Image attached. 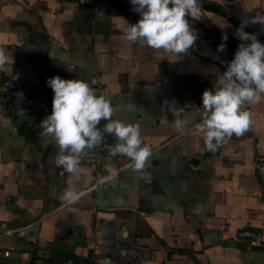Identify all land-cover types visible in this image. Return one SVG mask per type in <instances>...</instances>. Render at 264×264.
<instances>
[{
	"label": "crops",
	"instance_id": "0c3cea01",
	"mask_svg": "<svg viewBox=\"0 0 264 264\" xmlns=\"http://www.w3.org/2000/svg\"><path fill=\"white\" fill-rule=\"evenodd\" d=\"M201 8L240 26L264 13V0H206ZM140 18L130 0H0V47L14 60L0 79L30 89L22 102L0 98V228L14 237L1 238L10 256L0 264H264V249L235 239L248 231L264 241V162H256L264 94L246 106L250 129L216 151L195 129L203 92L215 91L234 59L229 41L236 51L243 42H207L210 27L189 17L197 39L187 54L154 50L126 38ZM244 29L264 43V25ZM57 75L87 81L110 100L113 120L140 125L152 150L144 168L122 154L110 171L81 158L75 175L56 165L59 148L41 123L52 111L47 81ZM180 108L183 134L173 124ZM69 188L80 193L75 204L64 199Z\"/></svg>",
	"mask_w": 264,
	"mask_h": 264
},
{
	"label": "clouds",
	"instance_id": "9594fccd",
	"mask_svg": "<svg viewBox=\"0 0 264 264\" xmlns=\"http://www.w3.org/2000/svg\"><path fill=\"white\" fill-rule=\"evenodd\" d=\"M130 2L133 11L141 17L126 33L130 42L177 55L189 52L197 34L188 18H199L200 0ZM248 23L264 25V13L258 12L250 21L241 23L236 36L250 43L239 45L222 78L218 77L215 91L209 89L202 94V120L195 129L202 134L209 151H216L226 138L243 136L250 129L253 114L246 106L259 103L264 94V44L257 39V34L244 31ZM9 61L14 62L12 53L0 47V68ZM47 85L54 96L51 114L41 123V135L55 140L59 148L55 157L58 167L75 175L85 149L114 134L120 142L110 148V154L125 155L135 162L136 169L144 168L152 150L141 139L140 125L113 120L114 109L106 95H97L87 81L78 78L62 79L57 75L49 78ZM102 120L106 123L100 127ZM187 123L183 108L177 109L173 120L176 130L183 134ZM64 199L75 204L80 193L69 188L64 192Z\"/></svg>",
	"mask_w": 264,
	"mask_h": 264
},
{
	"label": "built area",
	"instance_id": "2783aa9c",
	"mask_svg": "<svg viewBox=\"0 0 264 264\" xmlns=\"http://www.w3.org/2000/svg\"><path fill=\"white\" fill-rule=\"evenodd\" d=\"M80 3H93L96 0H78ZM206 0H200L201 6L205 3ZM204 40L211 43L218 42L220 36L227 35L223 34L220 31H217L216 29L209 28V31H206L203 33ZM229 35H227L228 37ZM229 45L231 46V54L234 56L236 49L231 44V41H229ZM30 95V89L29 87L20 79L18 78H11V79H0V98L3 97H12L13 99H17L18 101L22 102L25 101ZM119 143L118 141H110L104 137L103 141L99 144H97L93 148L85 149L84 153L81 155V160L86 162H96L101 163V167L105 171L115 170L112 158L115 156H112L110 154V148L115 147V145ZM118 155V154H117ZM257 164H261L264 162V156H258L256 157ZM192 168H196L193 166V164L190 165ZM7 237V238H14L13 233L11 230L0 228V255L2 257H9L10 256V250L6 247H4L1 244V238ZM247 239L249 238V244L251 246L264 249V241L259 240L253 233H250L248 231H240L236 234L235 239ZM35 263L41 264L42 259L38 257V259L35 260Z\"/></svg>",
	"mask_w": 264,
	"mask_h": 264
},
{
	"label": "bare ground",
	"instance_id": "6f19581e",
	"mask_svg": "<svg viewBox=\"0 0 264 264\" xmlns=\"http://www.w3.org/2000/svg\"><path fill=\"white\" fill-rule=\"evenodd\" d=\"M197 20L204 22L208 27H212L213 29H228L227 21L223 17L211 12L201 10L199 18Z\"/></svg>",
	"mask_w": 264,
	"mask_h": 264
},
{
	"label": "water",
	"instance_id": "95a60500",
	"mask_svg": "<svg viewBox=\"0 0 264 264\" xmlns=\"http://www.w3.org/2000/svg\"><path fill=\"white\" fill-rule=\"evenodd\" d=\"M201 10H204V11H206V12H209V11H207V10H205V9H203V8H201ZM224 18V17H223ZM225 19V18H224ZM226 20V19H225ZM198 21H200V20H198ZM227 21V24H228V29H225V30H223V29H218V28H214V29H216V30H219V31H221V32H224V33H227V35H230V36H232V37H234V38H236L237 40H239L238 38H237V36L235 35L236 34V32H237V29L240 27V26H238V25H236V24H234L232 21H228V20H226ZM201 23H203V24H205L204 22H202V21H200ZM206 25V24H205ZM207 26V25H206ZM210 28H212V27H210ZM244 31H246V32H248L247 30H245L244 29ZM248 33H250V32H248ZM258 39V38H257ZM259 40V39H258ZM239 41H241V40H239ZM260 41V40H259ZM241 42H243V43H250V41H241ZM261 42V41H260ZM262 43V42H261ZM262 44H264V43H262ZM226 245H235V246H240V243L239 242H235V241H229V242H227V243H225Z\"/></svg>",
	"mask_w": 264,
	"mask_h": 264
}]
</instances>
